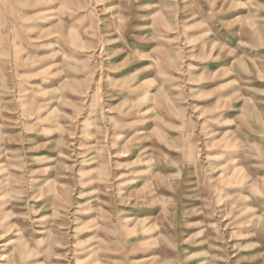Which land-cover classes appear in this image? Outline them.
Returning <instances> with one entry per match:
<instances>
[{
  "label": "rangeland",
  "instance_id": "1",
  "mask_svg": "<svg viewBox=\"0 0 264 264\" xmlns=\"http://www.w3.org/2000/svg\"><path fill=\"white\" fill-rule=\"evenodd\" d=\"M0 264H264V0H0Z\"/></svg>",
  "mask_w": 264,
  "mask_h": 264
}]
</instances>
